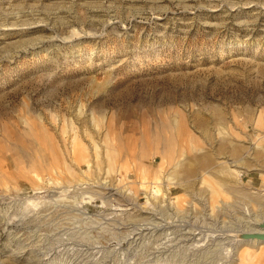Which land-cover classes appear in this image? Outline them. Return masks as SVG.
<instances>
[{"label": "rangeland", "instance_id": "374dc122", "mask_svg": "<svg viewBox=\"0 0 264 264\" xmlns=\"http://www.w3.org/2000/svg\"><path fill=\"white\" fill-rule=\"evenodd\" d=\"M248 213L264 0H0V264H264Z\"/></svg>", "mask_w": 264, "mask_h": 264}, {"label": "bare ground", "instance_id": "6f19581e", "mask_svg": "<svg viewBox=\"0 0 264 264\" xmlns=\"http://www.w3.org/2000/svg\"><path fill=\"white\" fill-rule=\"evenodd\" d=\"M231 166H237L236 165V163L234 162V164H230ZM39 166V165H38ZM157 179V178H156ZM155 179V180H156ZM157 182V181H156ZM101 185H103V184H101ZM101 188L102 189H104L105 191H107V193H111L112 191H114V188L112 187V186H106V185H103V186H101ZM153 192H155V191H157L158 189H157V187H156V185L154 184L153 186H152V189H151ZM158 193V192H157ZM165 193L167 194V191H165ZM164 197H165V195H163ZM130 200V199H129ZM126 201V200H125ZM134 203L133 202H126V206H128V205H133ZM205 206V205H204ZM206 207V206H205ZM208 207V206H207ZM129 208H132V207H129ZM204 209V208H203ZM206 210H208V209H206L205 208V211ZM241 212V211H240ZM239 212V213H240ZM209 214L211 215L212 213H210L209 212ZM243 215H245V212H244V214H243V212H242V216ZM256 216V217H255ZM251 215V214H247L246 215V223H247V225H246V227H245V225H244V223L242 222L241 224H238V225H234V226H225V223H226V221H224V220H220V219H217V224H219L220 223V225H218L217 226V229H215V231H216V233L215 234H212V235H209V236H211V238L212 237H214V238H217V237H220L221 239H220V241H222L223 240V242L225 243H227L228 244V246H227V249L228 250H230V251H233L236 247H238V246H240V245H244V244H248V245H258V244H262V243H264V241H258V240H255V239H253V240H249V239H247V240H243V239H240V240H234V238L231 236L232 234H233V232H235V233H237V232H240V231H260L261 230V228L258 226V224L260 223V222H264V215ZM209 217V216H208ZM207 217V218H208ZM192 219V218H191ZM197 219V218H196ZM196 219H195V221H196ZM213 219V218H212ZM216 220V219H215ZM189 221V220H188ZM205 221V220H204ZM214 221V220H213ZM213 223V222H212ZM238 223V222H237ZM240 223V222H239ZM160 224V223H159ZM192 224V223H191ZM216 224V223H215ZM164 225V224H163ZM162 225V226H163ZM196 225H198V223L196 224ZM155 226V225H154ZM184 226V225H183ZM155 227H157L158 229L159 228H161L162 229V227H161V225H157V226H155ZM187 226H185V227H183L182 228V230L184 229V234H185V240H190V241H199V240H196V234H197V232L196 233H193L194 231H192V229H194V228H192V229H190V228H186ZM193 227V226H192ZM209 227H211V226H209ZM245 227V228H244ZM223 228V229H222ZM156 229V228H155ZM154 229V230H155ZM196 229V228H195ZM148 230H151V228L150 227H146V228H143L142 229V231H141V233L140 234H142V232L143 231H148ZM175 231V230H174ZM214 231V230H213ZM222 233H224V236H222L221 234ZM230 233H232V234H230ZM183 235V234H182ZM200 236V235H199ZM138 237V236H137ZM203 237H204V235H203ZM183 238V237H182ZM181 238V239H182ZM193 238H195V239H193ZM199 237H198V235H197V239H198ZM213 238V239H214ZM133 240L131 241V242H134V241H136V240H138V238H135V237H133L132 238ZM199 239H201V237L199 238ZM212 239V240H213ZM202 240V239H201ZM211 240V239H210ZM208 241V240H207ZM130 242V243H131ZM202 242V241H201ZM201 242L199 243L198 242V244H201ZM209 243H211L210 241H208ZM218 242V241H217ZM223 242H222V244H223ZM206 243V242H205ZM212 243H213V241H212ZM216 243V242H215ZM201 245H203V244H201ZM209 246V245H208ZM213 246H215L214 244H213ZM223 246H224V244H223ZM200 249V248H199ZM238 250L239 249H237L236 251H235V254H234V258H233V261H235V262H237V264H244L245 263V259L244 258H246V257H244L242 254H238L237 255V252H238ZM242 255V256H241Z\"/></svg>", "mask_w": 264, "mask_h": 264}, {"label": "water", "instance_id": "95a60500", "mask_svg": "<svg viewBox=\"0 0 264 264\" xmlns=\"http://www.w3.org/2000/svg\"><path fill=\"white\" fill-rule=\"evenodd\" d=\"M258 226L261 228L260 231H240V232H233L231 236L234 238V240H258V241H264V222H260Z\"/></svg>", "mask_w": 264, "mask_h": 264}]
</instances>
